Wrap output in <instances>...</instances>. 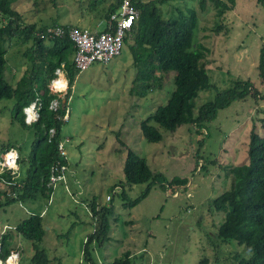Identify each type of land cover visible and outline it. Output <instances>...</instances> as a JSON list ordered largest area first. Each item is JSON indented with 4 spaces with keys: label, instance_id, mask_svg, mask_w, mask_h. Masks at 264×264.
<instances>
[{
    "label": "rangeland",
    "instance_id": "374dc122",
    "mask_svg": "<svg viewBox=\"0 0 264 264\" xmlns=\"http://www.w3.org/2000/svg\"><path fill=\"white\" fill-rule=\"evenodd\" d=\"M140 1H154L161 19L175 18L178 9L185 15L192 10L196 13L188 50L201 51L200 64L211 87L198 91L192 100L193 116L217 91L231 89L237 82L250 83L249 96L219 109L199 130L194 123L167 130L149 121L162 139L148 142L140 121L166 103L175 87V73L156 71L161 88L138 97L132 91L138 71L133 56L140 58L142 49L132 50L131 38L126 36L119 55L104 65L91 64L74 78L67 101L68 120L61 133L66 183H59L48 199L37 194L34 199L0 207V238L35 212L47 226L38 247L55 257L51 264H88L83 262L82 249L92 230L89 203L94 198L114 209L109 217L110 241L93 252L96 264H112L127 250L130 264H234L235 255L247 257L248 252L234 241L225 243L216 238L225 212L215 210L211 201L231 189L233 167L248 162L250 130L254 127L264 134L260 122L264 100L254 99V93H264L258 69L264 44V5L256 0H235L234 8L226 9L205 0V8L200 9L198 0ZM12 5L26 22L39 26L61 22L99 31L104 24L94 28V20L104 19L109 8L108 0H16ZM30 44L14 39L8 43L5 78L13 85L25 69L22 53ZM12 105V99H0V155L8 144L13 145L24 159L19 163L24 173L33 131L11 121ZM127 149L146 160L156 180L137 205L123 209L119 191ZM159 176L166 183L162 184ZM174 177L186 183L167 184ZM113 186H118L114 189L117 192H112ZM145 186L133 185L126 193L135 198ZM177 191L179 195L174 194ZM108 194L110 202L105 199ZM4 226L9 229L1 233ZM16 241L20 242L19 264H31L33 242L21 237Z\"/></svg>",
    "mask_w": 264,
    "mask_h": 264
},
{
    "label": "trees",
    "instance_id": "16d2710c",
    "mask_svg": "<svg viewBox=\"0 0 264 264\" xmlns=\"http://www.w3.org/2000/svg\"><path fill=\"white\" fill-rule=\"evenodd\" d=\"M15 1L0 0V99L13 100L11 121L18 123L22 128L31 129L33 140L29 155L25 158L28 162L25 172H20V177L15 183L7 184V181L11 180L9 171L3 174L7 183L0 179V207L34 199L37 194L47 199L50 197L53 191V188L48 186L51 166L57 162L66 163V159L61 160L58 154V143L61 141L62 126L65 122L62 119L64 113L62 106L65 104L62 105L61 102L55 111L49 108L51 101L57 96L50 92L48 83L58 68L65 70L70 85L73 84L78 73L72 58L74 47L67 31L61 37L40 38L37 33L45 31L47 24L39 26L35 22H26L23 15L13 8L12 4ZM164 1L167 0H158V2ZM213 1L226 9H232L235 5V0ZM256 2L264 5V0H256ZM153 3L154 1H137L139 18L127 35L131 38L132 50L137 47L142 49L140 58L136 59L135 55L133 56L138 71L137 77L133 80L132 91L138 97H145L153 89L161 88V77L156 71H173L175 87L165 104L158 106L146 119L140 121L141 133L148 142H158L162 139L161 132L149 124V121H154L167 130H175L182 124L194 123L199 130L204 123L216 117L219 109L227 107L234 100L249 96L250 88V83L244 81L237 82L231 89L217 91L214 98L201 105L197 115L193 116L192 100L197 96L198 91L211 87L209 76L200 64L201 51L188 50L196 26V13L192 10L185 15L178 9L175 18L161 19ZM198 6L204 9L205 0H198ZM114 8L115 3L109 5V12L105 14L106 19ZM56 25H61L65 30L73 26L56 22L49 26ZM12 39L20 40L23 44L31 43L22 53L25 58V69L14 85L5 78L6 54L8 43ZM258 69L264 79V44L259 53ZM254 99L264 100V93H254ZM34 101L39 104V116L32 124H26L23 110ZM260 122L264 130V114ZM50 129L54 130L52 136L49 134ZM9 146L13 145L8 144L2 152ZM247 158V163L233 167L231 189L211 201L215 210L225 212L215 236L221 242L234 241L238 246L245 247L248 256L235 255L234 264H264V134H260L254 127L248 135ZM19 160L18 163L24 162L21 157ZM122 172L124 180L121 183L119 198L123 209L132 208L148 194L152 183L156 180V175L148 167L146 160L131 149L126 151ZM159 181L163 182L162 184L166 183V179L161 178ZM185 183V179L174 177L167 184L180 186ZM139 184H146L144 190L137 197L130 198L126 192L132 189L133 185ZM116 187L118 186H113V193L117 192V189L114 190ZM107 196L109 199H105L110 202L112 197L110 194ZM89 208L92 231L85 237L82 256L83 262L96 264L93 252L110 240L109 217L114 213V209L110 204L97 203L94 198L91 199ZM73 226L71 225L70 228ZM45 227L42 216L35 212L15 225V233L33 242L34 253L30 259L31 264H51L55 260L54 256L49 257L44 248L38 247L45 235ZM13 247L12 233L2 234L0 258L6 259ZM130 260V252L127 250L121 256L114 258L112 264H130ZM205 261L204 259L200 263Z\"/></svg>",
    "mask_w": 264,
    "mask_h": 264
},
{
    "label": "built area",
    "instance_id": "2783aa9c",
    "mask_svg": "<svg viewBox=\"0 0 264 264\" xmlns=\"http://www.w3.org/2000/svg\"><path fill=\"white\" fill-rule=\"evenodd\" d=\"M138 0H114L115 8L109 13V16L104 21V26L101 31L94 32L87 28H78L74 26L68 27L65 30L61 25L48 26L45 31L38 32L37 35L42 39H52L54 37H61L67 31V35L74 47L73 62L78 71L86 70L91 64L97 62L100 64H107L115 56L120 54L122 44L125 37L130 33L133 24L139 18V10L136 6ZM63 67V64H62ZM65 80V86L57 84L58 79ZM56 81V82H55ZM48 88L52 94H55L57 98L51 101L49 108L57 110L62 100H65L64 96L67 94L68 89H73V85H69L68 79L63 68H58L55 71L54 77L48 84ZM70 98V95L65 100V105ZM29 109L31 113H29ZM39 104L34 101L28 108L24 109L25 122L30 124L35 122L39 116L38 114ZM63 120H68V108L65 107ZM54 133L53 129L49 130L50 136ZM58 154L63 159H66V151L62 141L58 143ZM18 151L14 148L7 149L0 156V179L4 181L3 174L7 171L11 174L10 181H4L5 183H15L16 179L20 177L18 162ZM66 163H55L51 166V173L49 176L48 186L53 189L59 183H66ZM175 192L174 194H176ZM178 194V193H177ZM109 199V196H106ZM19 258V253L16 248L11 250L10 256L6 262L11 258ZM17 261L15 264H17ZM5 262V263H6Z\"/></svg>",
    "mask_w": 264,
    "mask_h": 264
},
{
    "label": "crops",
    "instance_id": "0c3cea01",
    "mask_svg": "<svg viewBox=\"0 0 264 264\" xmlns=\"http://www.w3.org/2000/svg\"><path fill=\"white\" fill-rule=\"evenodd\" d=\"M114 3V0H108V5H111V4H113ZM109 12V11H108ZM102 20H106V18H105V16H104V19H95L94 20V28H97V27H101L102 26V24H104V21H102ZM33 23V22H32ZM57 24H64V23H57ZM66 25V24H65ZM67 25H69V24H67ZM70 25H73V24H70ZM47 26H49L48 24H47ZM73 26H76V25H73ZM91 31H94V32H99V30H91ZM101 31V30H100ZM73 85V84H72ZM65 96H67V95H65ZM65 96H64V98H65ZM18 151V150H17ZM19 153V152H18ZM22 173V172H21ZM63 184V183H62ZM54 190V189H53ZM52 193H53V191H52ZM52 193H51V195H50V197L52 196ZM49 197V198H50ZM20 203V202H19ZM100 204V203H99ZM92 224V223H91ZM6 229H9L7 226H4L3 227V230H2V232L3 231H5ZM7 231V230H6ZM92 231V230H91ZM10 232L12 233V235H13V242H14V247L13 248H18L17 249V251H19L20 252V242L19 241H16V239H18L20 236L17 234V233H15V231L13 230H10ZM110 235V234H109ZM110 241V240H109ZM19 261H20V258L18 259V261H17V264H19Z\"/></svg>",
    "mask_w": 264,
    "mask_h": 264
},
{
    "label": "clouds",
    "instance_id": "9594fccd",
    "mask_svg": "<svg viewBox=\"0 0 264 264\" xmlns=\"http://www.w3.org/2000/svg\"><path fill=\"white\" fill-rule=\"evenodd\" d=\"M67 79H68V78H67ZM50 81H51V80H50ZM50 81H49V82H50ZM68 83H69V80H68ZM48 84H49V83H48ZM69 85H70V83H69ZM66 95H67V96L71 95V90H70V89H68ZM65 100H66V96H65ZM65 100H64V103L62 102L63 100L61 101V102H62V105L65 104ZM32 103H33V102H32ZM32 103H31V104H32ZM29 106H30V105H28V106L25 107V108H28ZM66 106H67V103H66ZM66 106H65V105L62 106L63 109H64V111H65V107H66ZM25 108H24V109H25ZM23 111H24V110H23ZM63 114H64V113H63ZM68 114H69V112H68ZM24 118H25V112H24ZM24 121H25V120H24ZM66 121H67V120H66ZM25 123H26V122H25ZM32 123H33V122H32ZM32 123H30V124H32ZM26 124H27V123H26ZM9 148H14V149H16L15 147H12V146H9ZM9 148H7V149H9ZM7 149H6V150H7ZM6 150H4V151L1 153V155H2ZM16 150H17V149H16ZM1 155H0V156H1ZM18 155H19V153H18ZM18 161H19V158H18ZM17 165H18L19 168H20V165H19L18 162H17ZM19 170H20V169H19ZM20 172H21V171H20ZM177 193H179V191H177ZM178 195H179V194H178ZM6 230H7V229H6ZM6 230H5V231H6ZM1 233H3V232H1ZM10 253H11V251H10ZM18 253H19V258H20V252L18 251ZM9 256H10V254L6 257V259H4V262L2 261L3 259L0 258V264H6V263H7L6 260H7V258H8ZM19 258H18V259H19ZM8 261H9V260H8ZM16 261H17V257H16L15 262H16ZM5 262H6V263H5Z\"/></svg>",
    "mask_w": 264,
    "mask_h": 264
},
{
    "label": "bare ground",
    "instance_id": "6f19581e",
    "mask_svg": "<svg viewBox=\"0 0 264 264\" xmlns=\"http://www.w3.org/2000/svg\"><path fill=\"white\" fill-rule=\"evenodd\" d=\"M62 78H63V76H62ZM57 84L58 85H62L64 87L65 86V80H64V78L63 79H61V78L58 79L57 80ZM29 113H31V110L30 109H29ZM15 260H16V257H14V258L12 257L6 264H15Z\"/></svg>",
    "mask_w": 264,
    "mask_h": 264
},
{
    "label": "water",
    "instance_id": "95a60500",
    "mask_svg": "<svg viewBox=\"0 0 264 264\" xmlns=\"http://www.w3.org/2000/svg\"><path fill=\"white\" fill-rule=\"evenodd\" d=\"M62 102L64 103V100H63ZM60 159L62 160L63 158H62V157H60ZM45 229H47V226L45 227Z\"/></svg>",
    "mask_w": 264,
    "mask_h": 264
}]
</instances>
